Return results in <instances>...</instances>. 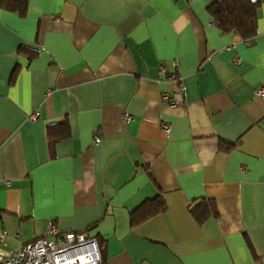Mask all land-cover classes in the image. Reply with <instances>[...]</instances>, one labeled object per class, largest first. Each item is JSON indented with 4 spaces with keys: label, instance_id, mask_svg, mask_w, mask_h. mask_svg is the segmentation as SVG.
<instances>
[{
    "label": "crops",
    "instance_id": "0c3cea01",
    "mask_svg": "<svg viewBox=\"0 0 264 264\" xmlns=\"http://www.w3.org/2000/svg\"><path fill=\"white\" fill-rule=\"evenodd\" d=\"M1 1L0 247L52 221L101 264H264V0L249 40L213 0H28L23 17ZM158 195L165 211L132 228ZM202 199L218 215L198 224Z\"/></svg>",
    "mask_w": 264,
    "mask_h": 264
},
{
    "label": "built area",
    "instance_id": "2783aa9c",
    "mask_svg": "<svg viewBox=\"0 0 264 264\" xmlns=\"http://www.w3.org/2000/svg\"><path fill=\"white\" fill-rule=\"evenodd\" d=\"M174 67H177L175 64ZM159 73L165 74L163 67H159ZM168 82L175 84L174 93L182 96L184 86L182 79L175 73L167 75ZM258 97H264V89L255 91ZM161 100L168 102L171 106H176L177 101L171 99L169 92L161 93ZM130 115H124L125 122L131 121ZM31 122H36L38 116L31 114L28 117ZM168 124L162 125V130L168 132ZM100 141L98 136H94V144ZM244 172V170H243ZM8 186L7 180L2 181ZM7 234L0 233V243L5 242ZM100 256L97 244L93 239H86L82 233H62L52 221H48L42 237L21 244L15 253H9L0 247V264H99Z\"/></svg>",
    "mask_w": 264,
    "mask_h": 264
},
{
    "label": "trees",
    "instance_id": "16d2710c",
    "mask_svg": "<svg viewBox=\"0 0 264 264\" xmlns=\"http://www.w3.org/2000/svg\"><path fill=\"white\" fill-rule=\"evenodd\" d=\"M1 6L4 10L14 12L23 17L27 12L28 0H2ZM258 8L259 3L253 0H213L212 3L207 6V12L223 33L234 34L243 40H249L257 34ZM20 51L26 53L30 59L36 56V52L33 50L22 49ZM15 74L16 70H14L11 75L12 80ZM63 129L65 130V128ZM65 132L66 131H63L61 134L58 132V135L62 138H66L68 134ZM53 134L55 135L49 128L48 136L53 137ZM228 149H230V147H227L225 150ZM165 209V203L161 196L158 195L131 212L130 225L132 228L141 225L164 212ZM189 212L198 224H203L210 218H217L218 215L215 203L205 199L191 206ZM99 264H101V256Z\"/></svg>",
    "mask_w": 264,
    "mask_h": 264
}]
</instances>
